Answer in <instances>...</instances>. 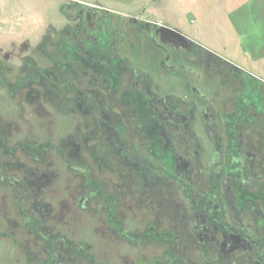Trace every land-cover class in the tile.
<instances>
[{
	"label": "flooded vegetation",
	"instance_id": "obj_1",
	"mask_svg": "<svg viewBox=\"0 0 264 264\" xmlns=\"http://www.w3.org/2000/svg\"><path fill=\"white\" fill-rule=\"evenodd\" d=\"M105 21L103 42L62 44L70 52L56 75L76 80L49 104L59 118L86 120L85 137L77 138L80 151L68 152L48 140L33 147L27 142L7 145L0 128V177L25 200L13 205L19 229L11 223L0 236L14 245L20 231L35 242L33 249L21 251L24 260L17 264H264V226L232 217L234 212L255 220L264 216V186L255 184L249 168L251 159H264V81L244 77L243 88L218 115L221 104L214 106L196 90L191 73L174 81L173 92L184 98L162 102L157 72L170 69L151 59L143 75L132 65L127 54L138 32L145 31L157 52L180 65L195 62L209 75L215 68L235 77L243 72L193 40L185 43L135 16L119 28L111 18ZM17 87L11 85L14 93ZM135 144L152 168L140 171L137 164L131 169L120 162V174L112 179L101 172L97 158L86 154L89 148L106 147L103 158L111 160L110 168ZM18 153L39 160L32 161L31 169L45 165V180L23 181L27 172L6 168ZM60 171L65 174L59 176ZM52 179L64 182L50 185ZM147 188L166 195L167 214L144 209L137 193ZM63 190L70 195L68 209L61 198L48 199ZM42 197L46 204L40 207ZM235 244L242 248L241 262L227 261L228 253L240 249Z\"/></svg>",
	"mask_w": 264,
	"mask_h": 264
},
{
	"label": "rangeland",
	"instance_id": "obj_2",
	"mask_svg": "<svg viewBox=\"0 0 264 264\" xmlns=\"http://www.w3.org/2000/svg\"><path fill=\"white\" fill-rule=\"evenodd\" d=\"M93 11H97L98 16H93L96 15ZM100 16L105 20L111 18V23L117 28L120 22L132 20L135 16L151 25L172 29L243 72L242 77H235L223 68H215L209 75L195 62L180 65L157 52L149 44L145 31L138 32L130 41L134 50L127 54L132 65L139 68L143 75L149 71L146 65L151 59L159 60L161 65L165 63L170 69L168 72H157L159 93L164 94L160 98L162 102L184 98L173 92L174 81L191 73L196 80V90L214 106L221 104L215 110L218 115L243 88L246 76L264 81V0H0V128L5 132L7 145L27 142V146L33 147L37 142L48 140L65 145L68 152L80 151L77 138L85 137L81 129L86 120L75 115L59 118L49 104L58 102L59 91L71 89L76 80L56 75L59 66L66 63L65 54L70 52L62 44L88 39L87 42H103L106 21ZM45 59L54 65L45 64ZM13 83L18 85L16 93L11 88ZM45 88L47 94L43 92ZM72 140V144L66 143ZM42 143L45 141L39 144ZM106 150V147L96 146L94 150L89 148L86 154L97 158L101 172L105 176L110 173L111 179L120 174V162L129 164L131 169L137 164L140 171H144L145 167L152 168V163L142 155L138 144L124 150L110 168L108 162L111 160L103 158ZM47 155L56 154L48 152ZM29 159L18 153L6 168L10 170L14 165L20 174L27 172L20 178L23 181L45 180L48 174L46 166L31 169L28 166L32 165V161L39 164V160L32 156ZM208 164L210 173L215 171L210 162ZM249 168L255 184L264 186V159H251ZM58 174L62 176L65 173L60 171ZM65 180H69L68 176ZM63 182L52 179L49 183L56 185ZM6 186L0 177V234L7 232L5 230L11 223L16 230L19 229V215L12 212L13 205L18 202L22 205L25 201L17 189ZM225 196L228 203L229 193L226 192ZM56 197L61 198L65 208H69L66 207L70 197L67 191L63 190L59 195L50 194L48 199ZM137 198L142 200L145 210H158L160 214L168 212L166 195L160 189H142ZM45 204L42 197L40 207ZM232 217L238 222L258 225L261 229L264 226V216L261 215L255 220L253 216L234 212ZM23 234L18 231V243L14 245L5 236H0V264H17L24 260L21 251L33 249L35 242L26 239ZM235 246L240 248L239 251L228 253L232 257L227 261L236 259L241 262L242 248L239 244Z\"/></svg>",
	"mask_w": 264,
	"mask_h": 264
},
{
	"label": "water",
	"instance_id": "obj_3",
	"mask_svg": "<svg viewBox=\"0 0 264 264\" xmlns=\"http://www.w3.org/2000/svg\"><path fill=\"white\" fill-rule=\"evenodd\" d=\"M161 29H163V31H166L168 34H170V35H175V36H177L180 40H182L183 42H189V41H191L187 36H185V35H183V34H181V33H178V32H175L174 30H172V29H169V28H166V27H160ZM163 42H164V40H163Z\"/></svg>",
	"mask_w": 264,
	"mask_h": 264
},
{
	"label": "crops",
	"instance_id": "obj_4",
	"mask_svg": "<svg viewBox=\"0 0 264 264\" xmlns=\"http://www.w3.org/2000/svg\"><path fill=\"white\" fill-rule=\"evenodd\" d=\"M190 39V38H189Z\"/></svg>",
	"mask_w": 264,
	"mask_h": 264
}]
</instances>
